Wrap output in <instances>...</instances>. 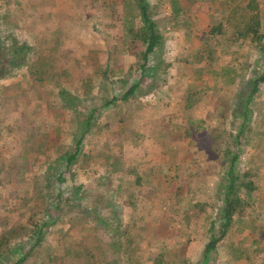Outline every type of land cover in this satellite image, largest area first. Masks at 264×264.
Instances as JSON below:
<instances>
[{"label": "rangeland", "instance_id": "rangeland-1", "mask_svg": "<svg viewBox=\"0 0 264 264\" xmlns=\"http://www.w3.org/2000/svg\"><path fill=\"white\" fill-rule=\"evenodd\" d=\"M145 1L162 46L141 89L122 104L124 122L108 121L105 109L96 115L83 149L94 159L84 156L71 170L65 153L90 109L122 97L143 73L142 49L126 31L142 26L137 2L0 0V22L14 28L18 43L54 38L66 71L63 87L36 86L22 68L0 81V235L22 222L11 248L27 250L47 222L45 240L62 257L66 242L102 226L94 211L110 204V216L138 234L136 264H202L212 225L218 235L227 171L237 155V173H252L257 189L207 264H264V82L249 121L242 115L252 82L264 74V39L228 42L226 0H180L185 11L177 17L171 0ZM257 3L264 16V0ZM105 146L141 181L99 164ZM11 260L4 254L0 264Z\"/></svg>", "mask_w": 264, "mask_h": 264}, {"label": "trees", "instance_id": "trees-1", "mask_svg": "<svg viewBox=\"0 0 264 264\" xmlns=\"http://www.w3.org/2000/svg\"><path fill=\"white\" fill-rule=\"evenodd\" d=\"M136 2L142 26L134 29L130 25L128 18L126 21L130 27L126 31L133 40L132 44L136 48L142 49L143 65H141V69L143 73L134 81L122 97L113 96L103 107H92L90 109L91 112L85 117V123L74 144V149L65 153L66 169L73 170L75 165L83 160L84 156L88 161L92 158L94 159V156L84 154L83 149L96 115L101 116L100 112L105 109L108 111L106 114L108 121L115 124L124 122L125 119L122 118V115H124L122 104L141 89L140 87L146 78V71L151 70L149 63L162 46L163 37L158 32L156 23L151 18L146 1L136 0ZM224 6H226V9L230 7L226 11L228 12V18L225 21V24L232 30L230 37L227 39L228 42L233 44L252 38L253 43L261 44L264 39V33L262 32L264 28V16L257 0H226ZM171 8L172 13L176 17L185 11L180 0H171ZM8 24V22H0V29H4L8 33L5 39L0 37V81L10 77V73L15 70L22 68L28 71L30 78L36 86L55 85L63 87L62 78L66 75V71L60 69L58 57L54 55L59 48L55 39L46 35L38 41H34L33 44L30 43L31 45H20L12 31L14 28L8 26ZM7 39L13 42L11 47H8L6 43ZM263 82L264 74L252 82V88L243 102L245 110L242 111V115L246 117L245 123L250 119L248 110H250L253 97L259 92V85ZM62 96L70 98L72 94L64 91ZM76 99H71V102H77ZM245 123L242 128L245 126ZM242 133L243 131H240L237 138L240 139ZM97 159L99 164L114 171L115 174L123 173L119 171L123 169L122 171H125L124 175H136L137 180L141 181V177L136 174V170L132 168L126 170L125 161L122 160V157L117 156V154H113V148L103 147L97 155ZM237 159L238 156L235 155L231 160L230 169L227 171V175L229 176L228 184L225 188L223 204L218 210L221 216L218 235L215 233L216 229L212 225L210 228V241L204 251L202 264L209 262L210 254L215 251L217 245L236 223L237 218L243 216L249 207L247 201H249L257 189L254 180H252V173L246 172L242 175L237 173L235 169ZM62 177V173L58 175V183L63 180ZM43 178L41 177L35 181L34 192H36L37 196L43 190V186L39 183ZM103 197L104 195H100L97 198L102 202ZM69 202L68 200L67 205H71ZM111 207L113 208L112 205L107 204L103 209H96L94 211L97 214L98 222L100 221L102 226L94 230L92 229L87 236L81 239H71L66 242L62 257H56L53 246L45 240L47 222L39 225L37 234L29 244L27 250H23V248H14L12 250L11 240L15 235L23 231V224L22 222L10 223L6 227V232L0 235V257H4V254L9 256V260L10 257H13V260L7 261L8 264H136L140 258L139 249L134 244L138 234L131 230L123 218L110 216L112 214L111 210H114ZM62 208L60 205L57 207L61 211ZM11 226H15V228L12 232L9 230V233H7V230ZM3 247H5V250L1 249ZM238 259H240V255Z\"/></svg>", "mask_w": 264, "mask_h": 264}, {"label": "crops", "instance_id": "crops-1", "mask_svg": "<svg viewBox=\"0 0 264 264\" xmlns=\"http://www.w3.org/2000/svg\"><path fill=\"white\" fill-rule=\"evenodd\" d=\"M0 175H1V170H0ZM2 184V182H0V185ZM11 207V206H10ZM11 208H9L8 210H6V212H8V213H11Z\"/></svg>", "mask_w": 264, "mask_h": 264}]
</instances>
